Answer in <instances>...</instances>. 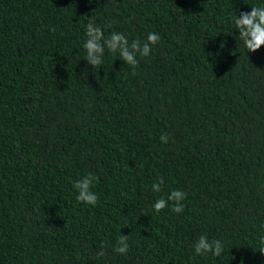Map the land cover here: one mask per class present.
Wrapping results in <instances>:
<instances>
[{
  "label": "trees",
  "instance_id": "trees-1",
  "mask_svg": "<svg viewBox=\"0 0 264 264\" xmlns=\"http://www.w3.org/2000/svg\"><path fill=\"white\" fill-rule=\"evenodd\" d=\"M251 7L0 0V264H264V47L234 23ZM89 21L160 40L135 69L106 47L94 69ZM89 173L96 206L76 200ZM177 190L183 212L157 213ZM202 235L220 256L195 254Z\"/></svg>",
  "mask_w": 264,
  "mask_h": 264
},
{
  "label": "clouds",
  "instance_id": "clouds-1",
  "mask_svg": "<svg viewBox=\"0 0 264 264\" xmlns=\"http://www.w3.org/2000/svg\"><path fill=\"white\" fill-rule=\"evenodd\" d=\"M251 12H240L236 14L234 23L239 32V39L243 41L248 52L255 53L264 47V7H251ZM87 41L84 44L86 50V58L84 60L95 69L97 66L103 65V56L105 47L109 52L117 53L120 60L124 61L127 66L135 69L139 61L137 56L147 57L152 52L160 37L156 33H148L146 41L141 44L139 40H134L129 44L128 39L118 33H112L109 37L105 38L104 32L101 27L96 26L93 22L89 21L86 26ZM162 143L168 142L166 135L161 136ZM96 177L94 174L89 173L84 178L74 184L75 189L78 191L76 200L78 202L96 206L99 197L91 190ZM163 180L152 185L154 192H160ZM186 198V194L181 191H173L168 196V200L159 199L154 204V209L157 213L168 207V201H173L172 211L182 213L184 205L182 201ZM128 236L121 234L118 245L115 251L119 254L126 255L128 251ZM224 245L219 240H209L207 236H200L194 245V252L198 256L211 254L213 256H220L223 251ZM264 253V249L261 250ZM98 256L103 257L105 252L101 250L97 253ZM243 264V262H242Z\"/></svg>",
  "mask_w": 264,
  "mask_h": 264
}]
</instances>
